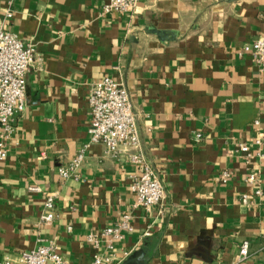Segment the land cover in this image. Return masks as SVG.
Segmentation results:
<instances>
[{"label": "crops", "instance_id": "obj_1", "mask_svg": "<svg viewBox=\"0 0 264 264\" xmlns=\"http://www.w3.org/2000/svg\"><path fill=\"white\" fill-rule=\"evenodd\" d=\"M107 3L12 0L4 29L37 62L0 162V261L52 240L64 264H92L88 236L105 251L101 232L129 216L114 264L140 252L147 264H232L243 241L244 264H264V176L251 145L254 121L264 132V70L243 51L264 39V0H139L132 17L103 15ZM104 77L128 92L143 155L165 189L160 207L133 208L138 169L125 149L112 158L89 144L88 85ZM84 146L78 179L60 180ZM241 146L249 152L236 153ZM46 194L50 226L40 223Z\"/></svg>", "mask_w": 264, "mask_h": 264}, {"label": "built area", "instance_id": "obj_2", "mask_svg": "<svg viewBox=\"0 0 264 264\" xmlns=\"http://www.w3.org/2000/svg\"><path fill=\"white\" fill-rule=\"evenodd\" d=\"M139 0H108L102 7V14H135ZM3 17L0 20V162L7 156L6 143L14 133V120L17 114L25 109L26 77L36 64V56L29 44L23 43L4 29L13 17L12 0L7 2ZM251 61L261 70H264V39L252 42L243 47ZM87 106L89 109V144L101 145L104 153L112 158H118L122 150L126 151L127 162L138 169L133 177L131 192L135 197L133 208L148 211L153 207H160L165 199V189L156 172L147 163L141 148L139 129L136 115L129 100L128 92L121 83H116L108 77L88 85ZM254 137L251 145L253 156L261 163L264 176V132L259 128V122L252 124ZM87 146L79 149L75 157L66 165L60 167L57 175L60 180L78 179V172L85 161ZM248 153L247 146H241L236 153ZM252 158L251 154L246 156ZM229 175L222 173L219 182L224 185ZM247 183H254V177H248ZM259 183V181H258ZM31 193L39 192L36 187L28 189ZM257 196L260 190L255 192ZM242 203L247 204L248 198L242 196ZM54 195L46 194L43 199V211L40 223L50 226L54 221ZM131 232V218L123 216L120 223L104 229L100 236L107 239L105 251L100 250L99 242L94 236H88L87 242L95 250L92 264H114L119 259L114 252L115 243L122 239L121 232ZM148 233H144L147 236ZM54 241H41L30 251L22 252L16 262L3 259L0 264H64L56 254ZM249 242L243 241L232 264H244L248 261ZM130 253H123L122 259Z\"/></svg>", "mask_w": 264, "mask_h": 264}, {"label": "water", "instance_id": "obj_3", "mask_svg": "<svg viewBox=\"0 0 264 264\" xmlns=\"http://www.w3.org/2000/svg\"><path fill=\"white\" fill-rule=\"evenodd\" d=\"M150 260V257L145 256L143 252H140L136 255L130 256L126 261L122 264H147Z\"/></svg>", "mask_w": 264, "mask_h": 264}]
</instances>
